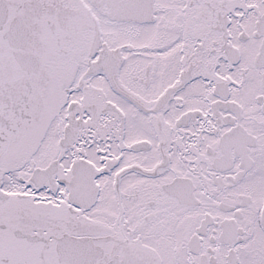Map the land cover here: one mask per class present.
Returning <instances> with one entry per match:
<instances>
[{"label":"snow or ice","instance_id":"1","mask_svg":"<svg viewBox=\"0 0 264 264\" xmlns=\"http://www.w3.org/2000/svg\"><path fill=\"white\" fill-rule=\"evenodd\" d=\"M0 264H264V0H0Z\"/></svg>","mask_w":264,"mask_h":264}]
</instances>
